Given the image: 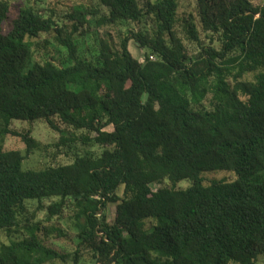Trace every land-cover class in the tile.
I'll use <instances>...</instances> for the list:
<instances>
[{"label": "trees", "instance_id": "1", "mask_svg": "<svg viewBox=\"0 0 264 264\" xmlns=\"http://www.w3.org/2000/svg\"><path fill=\"white\" fill-rule=\"evenodd\" d=\"M97 1L103 24L149 16L154 31L103 44L93 62L79 55L78 26L70 32L32 7L5 33L11 6L0 0V230L25 233L0 246V264H81L85 254L94 264H255L264 257V5L196 0L197 16L182 23L200 48L192 55L176 29L179 0ZM72 11L81 27L102 12ZM197 18L220 48L203 43ZM43 34L67 48L70 66L28 68ZM14 121L47 123L73 163L24 169L42 144ZM8 136L22 139L25 155L5 148ZM218 172L233 180H206ZM55 198L46 224L34 223ZM31 201L40 204L32 214ZM67 217L74 255L49 244L69 239Z\"/></svg>", "mask_w": 264, "mask_h": 264}, {"label": "rangeland", "instance_id": "2", "mask_svg": "<svg viewBox=\"0 0 264 264\" xmlns=\"http://www.w3.org/2000/svg\"><path fill=\"white\" fill-rule=\"evenodd\" d=\"M11 6V13L9 20L4 25V32L7 33L11 29L14 20L18 17L20 9L32 7L35 10L41 12L47 17H51L56 20L60 26H66L68 31H72L74 25L78 26L79 30L75 34V42L79 48V55L83 59L96 62L99 54L100 48L103 44H108L115 49L119 47L120 41L124 38L129 31H148L153 32L155 29L154 20L152 17H145L140 24L133 22L118 23L116 25L103 24L101 17L107 15L108 11L102 8L97 0L82 2L79 0H6ZM147 0H139L140 5L144 7ZM153 2L155 0H152ZM256 5H264V0H252ZM87 4L93 6L95 9H101V15L98 18H94L92 15L87 16L88 21L91 22V26L81 27L76 21L71 20L69 17L73 15V8L76 5ZM191 15L197 16L196 12V0H179V8L177 14V31L179 38L189 49V52L196 55L200 52L199 45L192 41L183 29L182 23L185 18H189ZM94 19H96L95 22ZM197 25L202 37V41L205 45H215V47L220 48L221 43L218 37H213L211 33L203 30L199 18H197ZM213 38V39H212ZM34 47L32 49V55L28 63V68H31L34 64L51 61L57 66L65 68L72 64L69 59V54L67 48L61 46L55 39V35L47 36L43 34L41 38L35 39ZM130 50L135 58L140 61L145 60V51L141 50L132 41L130 43ZM252 79V77H249ZM11 129L17 132L26 133L31 131L33 137L42 144L41 148L36 150L32 155L28 156L24 162V169L26 170H42L48 166H58V165H69L72 164L74 159L73 156H67L68 149L65 147L58 148L57 145L60 141V134L52 131L48 124L44 121H37L34 123L30 122H19L14 121L12 123ZM112 131L113 128L108 129ZM4 146L8 150H18L24 155L26 154V146L21 138L8 136L5 138ZM98 150V148H95ZM233 180V177L225 172H218L217 174H210L206 176L207 181L212 180ZM171 184L165 182L161 187H169ZM190 186L189 181H183L179 184V188L187 189ZM155 188H160L157 186ZM59 201V199H48L42 203V209L38 210L40 204L37 201H31L28 203L29 212L32 214L36 212L34 223L46 224V218L48 215V206L52 203ZM71 211L66 212L67 216L72 215ZM115 216V208L111 207L109 209V219L113 220ZM69 217L61 220V225L64 227L65 231L68 233L69 239L67 240H50L49 244L55 246L60 250H63L69 254L74 255L76 251V246L78 240L76 238V233L70 227ZM56 221V219H55ZM25 234V233H24ZM23 233H13L9 234L6 231L0 230V246L2 244H9L12 240L22 238ZM72 261H70V264ZM81 264H94V261L90 254H85ZM255 264H264V257H261Z\"/></svg>", "mask_w": 264, "mask_h": 264}]
</instances>
